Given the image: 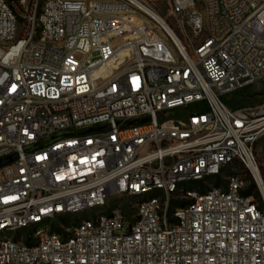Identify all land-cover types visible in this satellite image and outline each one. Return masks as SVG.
Segmentation results:
<instances>
[{"label": "built area", "instance_id": "1", "mask_svg": "<svg viewBox=\"0 0 264 264\" xmlns=\"http://www.w3.org/2000/svg\"><path fill=\"white\" fill-rule=\"evenodd\" d=\"M151 3L0 0V264H264V0Z\"/></svg>", "mask_w": 264, "mask_h": 264}, {"label": "rangeland", "instance_id": "2", "mask_svg": "<svg viewBox=\"0 0 264 264\" xmlns=\"http://www.w3.org/2000/svg\"><path fill=\"white\" fill-rule=\"evenodd\" d=\"M152 1H153V3H151V4L159 12V14L162 15L163 17H166L167 16V10H168V3H166V0H152ZM251 93L253 94L252 100L246 106H256V105L262 103L264 101V80L254 84L252 86ZM171 115L175 116V112H172ZM258 146L261 148H264V137L258 143ZM239 171L242 174H245V171L242 168L239 169ZM227 173H228V171H225L221 174V176L209 177V178L205 179L204 182H207L208 184H214V185L219 184V182H221L224 179V177L226 176ZM202 183H203V181L202 182H189L186 184V186L196 187L199 189L200 185ZM118 201H120V200L114 199L111 201V203L113 204V203H116ZM96 212H97V209H95V210L93 209V210L84 211L83 213H80V214L70 215V216L65 218V221L91 217ZM23 232H24V230L19 231L18 233H23ZM18 233H15V234H18Z\"/></svg>", "mask_w": 264, "mask_h": 264}, {"label": "trees", "instance_id": "3", "mask_svg": "<svg viewBox=\"0 0 264 264\" xmlns=\"http://www.w3.org/2000/svg\"><path fill=\"white\" fill-rule=\"evenodd\" d=\"M252 86L239 89L226 95L225 97H223L224 102L231 109H238L248 105L253 97V94L251 93ZM251 190L252 186L249 190L243 191V194L249 195Z\"/></svg>", "mask_w": 264, "mask_h": 264}, {"label": "bare ground", "instance_id": "4", "mask_svg": "<svg viewBox=\"0 0 264 264\" xmlns=\"http://www.w3.org/2000/svg\"><path fill=\"white\" fill-rule=\"evenodd\" d=\"M149 12L153 13L159 20H161V22H164V20L156 13H154L152 10H149ZM166 26V23H165Z\"/></svg>", "mask_w": 264, "mask_h": 264}, {"label": "water", "instance_id": "5", "mask_svg": "<svg viewBox=\"0 0 264 264\" xmlns=\"http://www.w3.org/2000/svg\"><path fill=\"white\" fill-rule=\"evenodd\" d=\"M14 158H15V156L11 157V159H14ZM1 164H2V162H1Z\"/></svg>", "mask_w": 264, "mask_h": 264}]
</instances>
